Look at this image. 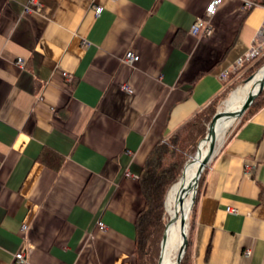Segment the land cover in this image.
Segmentation results:
<instances>
[{"label":"crops","instance_id":"0c3cea01","mask_svg":"<svg viewBox=\"0 0 264 264\" xmlns=\"http://www.w3.org/2000/svg\"><path fill=\"white\" fill-rule=\"evenodd\" d=\"M38 1L0 0V264H137L146 157L260 46L264 0H223L209 36L191 28L211 0ZM187 228L190 264H264V104L216 148Z\"/></svg>","mask_w":264,"mask_h":264},{"label":"trees","instance_id":"16d2710c","mask_svg":"<svg viewBox=\"0 0 264 264\" xmlns=\"http://www.w3.org/2000/svg\"><path fill=\"white\" fill-rule=\"evenodd\" d=\"M250 61H244L243 63V67H248L246 69V72L249 73L248 77L264 63V56L255 59L252 65H250ZM234 74L235 72L230 74L228 78L231 79ZM227 80L225 81V89L215 100L180 125L174 132L162 137L146 157L138 175L145 206L136 218L137 264H158L161 241L169 220V215L165 208L168 191L180 178L188 157L206 136L209 124L217 112L218 104L236 87V84L227 86ZM263 104L264 90L245 111L241 120L251 115ZM202 178L203 174L199 181V187ZM187 236L188 240H190L188 228ZM181 264H190L188 252L185 253Z\"/></svg>","mask_w":264,"mask_h":264},{"label":"bare ground","instance_id":"6f19581e","mask_svg":"<svg viewBox=\"0 0 264 264\" xmlns=\"http://www.w3.org/2000/svg\"><path fill=\"white\" fill-rule=\"evenodd\" d=\"M262 74L263 71L261 70L249 83L237 88L225 101V110L235 111L239 109L247 95L257 88ZM233 121L234 119L227 116L221 117L214 126L216 136L219 137ZM208 147V140H203L199 143V149L187 162L182 177L180 176L168 191L166 197L168 219L174 217L176 214L178 217L174 219V222L168 229V240L162 264H176V241H178L180 236L181 214H187L191 208L193 200V188L191 186L194 183L200 165L207 155Z\"/></svg>","mask_w":264,"mask_h":264},{"label":"water","instance_id":"95a60500","mask_svg":"<svg viewBox=\"0 0 264 264\" xmlns=\"http://www.w3.org/2000/svg\"><path fill=\"white\" fill-rule=\"evenodd\" d=\"M263 71L262 77L260 78V82L257 86L256 89H254L251 93H249L247 95V97L245 98V100L243 101L241 107L235 111H228V110H217V112L214 114L209 127H208V132L206 134V136L200 141L202 142L203 140H208L209 141V147H208V152L207 155L205 157V159L203 160L202 164L200 165L194 183L191 186L193 188V200H192V205L195 201V196H196V192L198 189V185H199V180L201 178V175L205 169V167L208 165L209 161L211 160L212 156L215 153L216 150V140H217V136L214 133V126L216 124V122L223 116H227L229 118H232L234 120L240 118L245 111L252 105V103L254 102V100L262 93V91L264 90V65L261 69ZM199 142V143H200ZM199 149V144L197 145V150ZM187 164V163H186ZM186 164L182 170V174L181 177L183 175L184 169L186 167ZM166 202V201H165ZM166 205V204H165ZM191 205V208H192ZM190 208V209H191ZM190 212V210H189ZM189 212L183 213L181 214V218H180V236L178 238V241H176V249H177V256H176V264H181V261L187 251V247H188V236H187V221H188V217H189ZM178 215L176 214L174 217H171L165 227L164 230V234L162 237V241H161V251H160V256H159V261L158 264H162L163 263V259H164V255H165V249H166V245H167V240H168V229L171 226V224L174 222V219L177 218Z\"/></svg>","mask_w":264,"mask_h":264},{"label":"built area","instance_id":"2783aa9c","mask_svg":"<svg viewBox=\"0 0 264 264\" xmlns=\"http://www.w3.org/2000/svg\"><path fill=\"white\" fill-rule=\"evenodd\" d=\"M223 0H211L209 2V4L206 7V12L204 16H200L198 17L194 24L192 25L191 28V32L193 34H197L201 29L204 30L205 35L209 36L212 33V27L210 24V19L212 16H214L219 8V6L221 5ZM252 4L248 3L247 7H250ZM41 6H40V2L38 0H29L28 4H26L25 6V11L26 12H39ZM103 10V6L98 5L95 7V13L98 15L101 11ZM260 53V48L258 45L254 46L245 56V60L249 61L251 59H253L254 57L258 56ZM139 59V55L135 54L132 50H129L126 52L125 57H124V61L126 63H133L134 61H137ZM17 63L19 65L23 64V59L22 58H18L17 59ZM239 63L242 64L243 63V59L239 60ZM229 73V71H227V73L225 75H227ZM63 75L66 76L67 78L71 79V75L67 72H63ZM124 89H127L129 91H131V89L129 88V86L124 85L123 86ZM255 168V166H254ZM253 166L252 165H247L245 168V172L250 175L253 173ZM129 174V173H127ZM98 226L100 229H104L105 228V224L102 221L98 222ZM23 228H27V225L24 224ZM246 255H250L251 254V250L247 249L245 251ZM16 256V264H26L27 263V256L24 252L20 251L17 252L15 254Z\"/></svg>","mask_w":264,"mask_h":264},{"label":"rangeland","instance_id":"374dc122","mask_svg":"<svg viewBox=\"0 0 264 264\" xmlns=\"http://www.w3.org/2000/svg\"><path fill=\"white\" fill-rule=\"evenodd\" d=\"M260 53L258 56L254 57L251 61H250V65L254 64L255 62V59L257 58H260L262 56H264V39L262 40L260 46ZM264 63L256 68V70L254 71V73L251 75V76H247L249 73L246 72V69L248 67H243V65H238L235 69H233L232 71H230L229 75L234 73L235 74L233 75V77L231 79H229V75L226 79L227 80V86L228 85H233V84H236V87L234 89L231 90V92L228 94V96L224 99V100H221L220 103L218 104V107H217V110H223L225 109V101L231 96V94L239 87H242L244 85H246L247 83H249L254 77L257 76V74L261 71L262 67H263ZM227 88V87H226ZM243 116V115H242ZM242 116L236 120H234L226 129L225 131L219 135V137H217V140H216V148L226 139L230 129L242 118ZM197 151V148L196 150L188 157L187 161L185 162V164L189 161V159L191 158V156H193ZM184 164V166H185ZM184 168V167H183ZM206 168V167H205ZM183 170V169H182ZM205 170V169H204ZM204 172V171H203ZM182 174V173H181ZM203 174V173H202ZM200 181V180H199ZM198 193V189H197V192H196V195ZM196 198V196H195ZM166 201V200H165ZM166 204V202H165ZM193 206V205H192ZM165 208H166V205H165ZM192 209V208H191ZM190 209V210H191ZM166 212H167V209H166ZM177 256V250L175 252V257Z\"/></svg>","mask_w":264,"mask_h":264}]
</instances>
